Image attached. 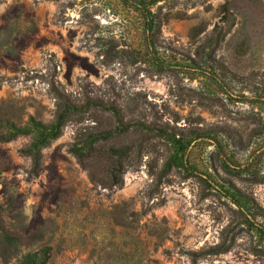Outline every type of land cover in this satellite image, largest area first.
Masks as SVG:
<instances>
[{"label": "rangeland", "instance_id": "obj_1", "mask_svg": "<svg viewBox=\"0 0 264 264\" xmlns=\"http://www.w3.org/2000/svg\"><path fill=\"white\" fill-rule=\"evenodd\" d=\"M139 1L0 0V138L9 124L52 120L51 82L73 99L107 92L129 118L165 130L112 189L91 183L68 151L83 127L107 126L100 112L67 124L34 178L20 153L30 137L0 139V211L12 233L0 238V264L44 247L47 264H264V242L246 226L225 254H185L216 244L231 220L220 186L264 208V184L248 181L264 175V0H144L160 20L155 51ZM174 141L185 146L180 165L156 186Z\"/></svg>", "mask_w": 264, "mask_h": 264}, {"label": "trees", "instance_id": "obj_2", "mask_svg": "<svg viewBox=\"0 0 264 264\" xmlns=\"http://www.w3.org/2000/svg\"><path fill=\"white\" fill-rule=\"evenodd\" d=\"M139 2L140 4H137L136 7L143 18L147 45L152 51H155V45L160 35V20L144 7V0ZM216 39L218 40V37ZM208 41L211 43L213 40L210 38ZM216 43L218 41H215ZM49 92L56 101L51 121L42 123L34 118H29L24 127L9 124L10 132L6 137L0 138L6 141L17 135L30 137V142L20 149V153L30 162L27 171L28 178L38 175L42 162L41 150L52 141L57 140L67 124L72 122L81 124L84 117L91 112H100L105 116L107 126L100 129L96 125L83 127L76 134L74 141L69 144L68 151L74 156L79 166L86 171L91 183L104 189L122 185L124 174L134 165L133 158L141 154L143 144L155 137L151 134L156 133V137L159 134H165V130L161 129L162 126L152 128L146 125L143 120L129 118L124 109L117 104L116 99L107 92L100 96H89L87 92H84L79 98L73 99L54 82L50 83ZM230 134L227 135L232 138ZM198 135L197 137L201 138L205 133ZM172 143H175V153L162 164L155 178L156 186L162 183V180L174 167L180 165L181 160L177 158V155L183 153L185 146L177 141ZM248 181L253 185H263L264 175H254ZM219 189L223 191L224 197L231 205L229 206L232 214L231 220L220 232L219 241L216 244L197 252H185L193 263L208 256L229 252L239 232L236 230H240V226L254 229L259 239L264 242V229L256 227L254 222L257 218L264 220V208H261L252 196L232 184L227 188L220 186ZM6 234L11 235L12 233L5 229V221L0 211V238L2 236L9 238ZM250 252L263 255V252L255 247H252ZM49 257L50 248L44 247L23 255L18 264H47Z\"/></svg>", "mask_w": 264, "mask_h": 264}]
</instances>
